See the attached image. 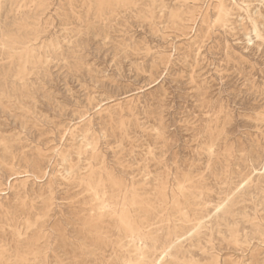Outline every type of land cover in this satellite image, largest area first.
Masks as SVG:
<instances>
[{"label":"rangeland","instance_id":"obj_1","mask_svg":"<svg viewBox=\"0 0 264 264\" xmlns=\"http://www.w3.org/2000/svg\"><path fill=\"white\" fill-rule=\"evenodd\" d=\"M263 163L264 0H0V264H264Z\"/></svg>","mask_w":264,"mask_h":264},{"label":"bare ground","instance_id":"obj_2","mask_svg":"<svg viewBox=\"0 0 264 264\" xmlns=\"http://www.w3.org/2000/svg\"><path fill=\"white\" fill-rule=\"evenodd\" d=\"M117 1V0H116ZM118 1H120V0H118ZM129 1V0H128ZM2 2V1H1ZM118 3H120V2H118ZM121 3H122V0H121ZM129 3V2H128ZM127 4V3H126ZM130 4V3H129ZM130 6V5H129ZM2 34V33H1ZM6 36H7V34H6ZM264 164V163H263ZM190 232V231H189ZM186 233V232H185ZM184 233V234H185ZM140 240V239H139ZM133 246V245H132ZM170 247V245H168L167 247H165V249H163V255L162 256H164L165 255V252H166V250L168 249ZM134 248V247H133ZM132 248V249H133ZM127 253V252H126ZM132 254V253H131ZM144 254V253H143ZM161 255V254H160ZM139 256H140V254H139ZM139 258V257H138ZM140 259V258H139ZM127 260V259H126ZM131 260V259H130ZM129 260V261H130ZM13 261V260H12ZM161 261V259H159V260H156L153 264H158L159 262ZM140 262V261H139ZM127 263V262H126ZM141 263H143L142 261H141ZM14 264H16V263H14ZM24 264V263H23ZM131 264V263H130Z\"/></svg>","mask_w":264,"mask_h":264}]
</instances>
